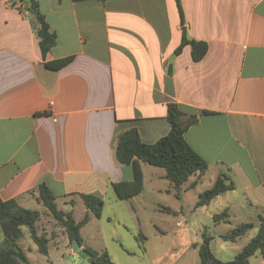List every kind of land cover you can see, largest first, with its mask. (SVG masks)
<instances>
[{
    "label": "crops",
    "instance_id": "obj_1",
    "mask_svg": "<svg viewBox=\"0 0 264 264\" xmlns=\"http://www.w3.org/2000/svg\"><path fill=\"white\" fill-rule=\"evenodd\" d=\"M35 1L56 37L44 61L27 0H0L2 201L30 209L41 204L37 188L45 184L55 203L82 202L79 195L98 197L103 206L107 199L117 203L111 185L131 182L133 171L115 161L114 136L135 129L144 144L156 143L169 132L167 106L175 104L197 117L184 139L207 163L186 188L208 175L213 183L225 174L234 184L200 208L214 203L228 212L239 203L264 209V0H179L183 23L174 0ZM183 39L207 44L199 62L189 46L174 54ZM68 57L58 70L44 66ZM155 168L142 164V191L119 201L134 205L146 189L158 197L159 182L167 180ZM38 213L37 234L47 239V253L40 254L22 229L19 246L28 264H52L51 251L65 264L72 256L65 231L58 236L60 226L45 228L46 215ZM80 238L81 249L106 251L115 263L100 242ZM128 252L116 258L134 264L137 254ZM148 254L159 259L142 247L140 264ZM251 259L264 264L258 254L248 264Z\"/></svg>",
    "mask_w": 264,
    "mask_h": 264
},
{
    "label": "trees",
    "instance_id": "obj_2",
    "mask_svg": "<svg viewBox=\"0 0 264 264\" xmlns=\"http://www.w3.org/2000/svg\"><path fill=\"white\" fill-rule=\"evenodd\" d=\"M81 2L85 0H72ZM104 2L106 0H96ZM181 23L182 10L179 0H174ZM25 13L31 19V25L38 40V47L41 58L55 46L56 37L50 31L44 16L39 11L38 3L35 0H27ZM189 46L190 55L194 62H199L207 52V44L202 41L183 39L174 51L178 54L183 47ZM71 57L44 62V66L51 70H58L66 66ZM167 121L170 128L167 135L152 145L144 144L135 129H127L119 132L113 139L114 158L118 165L131 166L133 180L131 182H120L112 184L116 197L119 200H127L138 195L143 189V175L141 165H148L163 169L165 179L169 181L179 193L181 186L189 177L204 174L207 170V163L186 143L184 133L197 123L196 116H189L182 113L175 104L167 106ZM234 189L233 182L227 175H219L211 187L198 195L195 206L202 207L218 195ZM38 200L49 212L54 221L66 233L69 243L76 240L81 245L80 229L88 222L89 216L76 222L72 213L57 209L55 198L46 187L41 184L37 188ZM87 211H90L95 218H100L103 201L92 195H79ZM229 214L226 210L212 216L214 224L228 223ZM40 214L35 210L21 208L15 200L2 201L0 199V227L3 233V240L0 243V264H28L27 258L19 246L22 237V229L28 230L31 240L37 246L38 252L42 255L47 253V239L44 235H38L36 223ZM257 225L254 223H240L229 232L221 236L225 242H236L249 230L257 226L256 235L236 254L230 261L216 259L211 250L210 242L212 237L202 235V242L197 246L199 264H248V260L258 254L264 260V209L257 214ZM196 247V244L194 245ZM91 256V264H114L106 251L96 252L85 248Z\"/></svg>",
    "mask_w": 264,
    "mask_h": 264
},
{
    "label": "rangeland",
    "instance_id": "obj_3",
    "mask_svg": "<svg viewBox=\"0 0 264 264\" xmlns=\"http://www.w3.org/2000/svg\"><path fill=\"white\" fill-rule=\"evenodd\" d=\"M155 170L164 173L163 169L155 168ZM146 179L148 180V177ZM193 179V176L189 178L185 188ZM211 179H214L211 175L205 176L196 187L186 188L178 195L171 183L160 181L161 193L158 197L146 189L134 205L118 199L117 203L113 202V199H107L101 209L100 218H95L90 211H87L81 201H76L72 205L57 201L56 205L61 211H70L77 222L88 214L89 220L80 229V236L94 245L98 242H100L98 245H104L114 256V264H128L116 258L115 253L122 254L123 249L129 251L128 253L135 252L137 256L133 262L140 264L142 247L148 250V253L159 254V259H151L148 254L144 259L145 264L155 262V264H171L173 259H176V264H199L196 248L202 242V235L212 237L210 250L216 259L230 261L256 235L257 226L235 243L225 242L221 236L240 223L257 225L258 213L248 206L237 203L228 210V223L214 224L212 215L222 210H215L214 203L207 209L195 206L198 195L211 187ZM147 180L148 188L150 184ZM152 201H159V204H152ZM30 207L40 212L42 217L46 215L43 219L45 228H48L49 224L58 226L41 204H32ZM56 230L59 232L58 236L64 233L59 227ZM23 231L28 236V230L23 228ZM139 234L143 235L145 240L140 241ZM30 244L35 246L32 241ZM51 252L50 261L52 264H57L60 257ZM38 258L41 259L42 256L38 255ZM250 264H255V259H251Z\"/></svg>",
    "mask_w": 264,
    "mask_h": 264
},
{
    "label": "water",
    "instance_id": "obj_4",
    "mask_svg": "<svg viewBox=\"0 0 264 264\" xmlns=\"http://www.w3.org/2000/svg\"><path fill=\"white\" fill-rule=\"evenodd\" d=\"M72 256L64 260L65 264H91L90 255L86 250L81 249L79 243L74 240L71 242Z\"/></svg>",
    "mask_w": 264,
    "mask_h": 264
},
{
    "label": "built area",
    "instance_id": "obj_5",
    "mask_svg": "<svg viewBox=\"0 0 264 264\" xmlns=\"http://www.w3.org/2000/svg\"><path fill=\"white\" fill-rule=\"evenodd\" d=\"M53 121H55V120H53Z\"/></svg>",
    "mask_w": 264,
    "mask_h": 264
}]
</instances>
